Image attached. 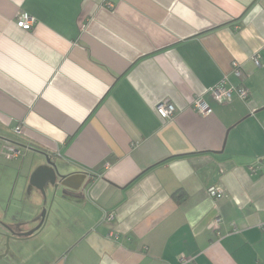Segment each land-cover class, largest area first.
Returning a JSON list of instances; mask_svg holds the SVG:
<instances>
[{"label":"crops","instance_id":"0c3cea01","mask_svg":"<svg viewBox=\"0 0 264 264\" xmlns=\"http://www.w3.org/2000/svg\"><path fill=\"white\" fill-rule=\"evenodd\" d=\"M222 80L249 98L216 103ZM39 151L80 189L44 202ZM0 171L1 234L49 207L0 264H264V0H0Z\"/></svg>","mask_w":264,"mask_h":264},{"label":"built area","instance_id":"2783aa9c","mask_svg":"<svg viewBox=\"0 0 264 264\" xmlns=\"http://www.w3.org/2000/svg\"><path fill=\"white\" fill-rule=\"evenodd\" d=\"M35 22H36V19L34 18V16L26 12L18 13L15 18V25L19 29L24 30V31H30L33 25L35 24ZM252 61H253V64L258 68L263 66L257 54H254L252 56ZM232 69H233V73L235 74V76L240 78L242 75V72L235 63H233ZM208 91L212 99L216 103L223 104V105L229 104L235 97L239 98L242 101H246L249 98V93L245 88L240 87V86H227L225 80H222L220 83H218L213 88H210ZM191 108L201 115H208L211 113V109L209 108L207 103L204 102L202 98L195 99L191 104ZM155 112L162 119H169L174 114V106L171 103L164 100L156 104ZM14 131L16 134L22 133V129L19 126L16 127ZM6 151H7L6 155L9 158H14L20 154L19 150L16 149V147H14L13 145L6 146ZM210 194H211L210 196L213 198L214 197L221 198L223 196L222 190L218 187L211 188ZM113 218L114 216L112 213H105L103 216V221L109 223L110 221L113 220ZM219 222H220V218L217 217L215 220H213L210 223V226L212 228H216Z\"/></svg>","mask_w":264,"mask_h":264},{"label":"water","instance_id":"95a60500","mask_svg":"<svg viewBox=\"0 0 264 264\" xmlns=\"http://www.w3.org/2000/svg\"><path fill=\"white\" fill-rule=\"evenodd\" d=\"M37 153L42 156L43 160L32 172L29 180V184L30 187L34 186L41 192L44 202H46V197H47L45 192L46 187L52 188V192H53L52 199L56 195L59 187H65L72 191H78L80 189L83 181L88 176V174L77 172L69 175H63L60 173L58 165L51 155L41 151ZM48 214H49V207L47 208L44 207L40 214L38 225L27 232L16 233L13 230L7 228L10 234L0 233V236H2L3 238L4 241L3 245L5 248L4 253L0 255V260L6 258L8 252L10 251L9 242L12 238L23 239L33 235L37 230H39L40 227L43 226L45 222V218L47 217Z\"/></svg>","mask_w":264,"mask_h":264},{"label":"rangeland","instance_id":"374dc122","mask_svg":"<svg viewBox=\"0 0 264 264\" xmlns=\"http://www.w3.org/2000/svg\"><path fill=\"white\" fill-rule=\"evenodd\" d=\"M0 173H1V171H0ZM35 194L33 195V196H31L32 198H34V196L37 194L36 193V190H34L33 191ZM31 195V194H30ZM56 196V195H55ZM30 196L29 197H27V198H31ZM31 203H29L27 206H29ZM2 205V204H1ZM4 208V211H7L8 210V212L10 213V212H12V211H17V212H19V213H25V207H24V204L21 202V201H19V200H17V199H15V200H13V202L11 203V206H3ZM1 261V260H0Z\"/></svg>","mask_w":264,"mask_h":264},{"label":"bare ground","instance_id":"6f19581e","mask_svg":"<svg viewBox=\"0 0 264 264\" xmlns=\"http://www.w3.org/2000/svg\"><path fill=\"white\" fill-rule=\"evenodd\" d=\"M208 195H211V194H210V190H208Z\"/></svg>","mask_w":264,"mask_h":264}]
</instances>
